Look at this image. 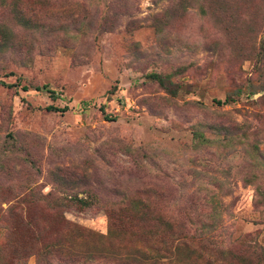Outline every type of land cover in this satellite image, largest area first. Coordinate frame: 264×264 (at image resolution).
<instances>
[{
  "label": "rangeland",
  "instance_id": "374dc122",
  "mask_svg": "<svg viewBox=\"0 0 264 264\" xmlns=\"http://www.w3.org/2000/svg\"><path fill=\"white\" fill-rule=\"evenodd\" d=\"M1 24L0 264H264V0H0Z\"/></svg>",
  "mask_w": 264,
  "mask_h": 264
},
{
  "label": "trees",
  "instance_id": "16d2710c",
  "mask_svg": "<svg viewBox=\"0 0 264 264\" xmlns=\"http://www.w3.org/2000/svg\"><path fill=\"white\" fill-rule=\"evenodd\" d=\"M21 16H24L21 12H20ZM20 23L23 26H26L29 24V21L23 17V19H20ZM0 31L4 32V40L5 39H10V35L12 34V30L10 29V27H8V25L5 24H1L0 25ZM259 56V59L262 60L260 63V65L262 67H264V46L262 45L261 51H259V53L257 54ZM150 77L156 79L161 85L165 86L166 83L168 82V76H161L157 73H150L149 75ZM0 84L2 85H6V86H13L12 83H5L4 81H0ZM25 87V86H24ZM173 92V91H172ZM262 92H264V87H262ZM234 97L233 96H226L225 99L222 101L220 99H215L214 103L217 105H221L224 103H230L232 101H234ZM48 110H57L56 107L49 105L47 107ZM110 118V117H107ZM81 204L83 206H88L90 203L87 202L85 199H82ZM86 231V230H85ZM90 232V231H89ZM176 238V237H174ZM163 248L165 249V251L167 252V249L170 247V245L167 244L166 242L162 243ZM158 250L156 249L155 246H147V247H141V246H137L132 250V253L130 255H126L124 257H118L119 259V264H147L145 263L146 261H148L149 259H153V253L157 252ZM117 258V257H115ZM148 264H163V262H159L156 261L155 263H148Z\"/></svg>",
  "mask_w": 264,
  "mask_h": 264
}]
</instances>
